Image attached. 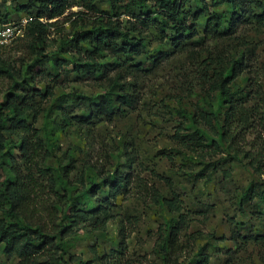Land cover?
Here are the masks:
<instances>
[{"label": "rangeland", "instance_id": "obj_1", "mask_svg": "<svg viewBox=\"0 0 264 264\" xmlns=\"http://www.w3.org/2000/svg\"><path fill=\"white\" fill-rule=\"evenodd\" d=\"M23 1L0 0V12L9 14L8 25L14 28L11 41L0 46V56L17 69L22 59L28 58V47L34 43L27 31L30 15L17 10ZM261 3L264 0L255 1L256 12H261ZM190 5L194 10L199 3L192 0ZM97 6L99 12H92L81 3L74 4L61 16L48 20L54 24L48 27L46 53L50 57H71L75 50H67L68 45L62 44V40L73 37L75 29L80 30L85 22L99 16L117 18L110 0H98ZM120 20L128 24L127 15L123 14ZM202 22L198 26L200 36L181 50L167 45L157 29L150 26L147 48L151 52L165 49L169 54L157 64L148 62V56L138 57L139 69L122 72L121 84L128 94V101L121 104L125 111L111 121L101 116L89 124V130L80 125L58 130L48 123L45 111L63 93L102 94L108 89L109 80L80 78L74 72L53 78L43 73L47 63L36 72L38 81L34 86H53L54 96L36 99L44 111H40L33 124L42 137L35 153L24 160L15 149L17 168L24 176L30 174L34 178L28 220L41 223L45 231L54 233L70 223L66 215L69 205L82 190H88L93 198L95 194H105V182L104 192L93 188L92 183L99 184L116 169L129 173L131 179L130 186L117 199H112V215L100 223L81 224L59 233L57 241L64 244V250L62 247L42 250L37 256L44 260L42 264H49L54 257H57L54 264H78L80 260L86 264H190L203 245L212 264H264V241L251 240L246 244L239 240L238 245L234 231L236 227L240 231L249 227L264 233V201L257 200L255 207H246V212H241L237 203L251 182L264 188V165L263 173L257 171V160L261 167L264 164V21H250L223 38L206 36ZM212 54L242 60V68L232 83L242 113L236 117L232 138L214 155L218 169L208 180L192 172L202 164L186 161L178 153L186 150L191 154L181 149L176 132L183 123L181 110L191 116L198 115L211 99L203 76L211 73L209 63L204 60ZM99 60L109 64L115 58L109 55ZM116 74L114 70L110 76ZM14 81L0 74L1 102ZM86 108L76 105L72 115H86ZM52 114L57 117L60 111L54 109ZM236 149L240 150L239 155L233 157ZM125 158L127 165L121 163ZM224 158H228L233 171L229 184L219 168L224 165ZM61 172L60 181L57 175ZM164 178L171 179V184ZM56 179L60 187L55 184ZM174 192L178 194V203L169 206L162 202L163 197L172 198ZM181 213L185 220L178 223L180 232L167 247L171 225ZM120 244L124 248L122 253L114 254L112 250ZM3 248H0V264H27L18 254L4 253Z\"/></svg>", "mask_w": 264, "mask_h": 264}, {"label": "trees", "instance_id": "obj_2", "mask_svg": "<svg viewBox=\"0 0 264 264\" xmlns=\"http://www.w3.org/2000/svg\"><path fill=\"white\" fill-rule=\"evenodd\" d=\"M97 1L20 2L17 10L30 15L27 31L34 38V43L28 47L29 56L22 59L18 69L8 62L9 60L0 56V74L15 79L11 91H7L3 101H0V248L4 247L1 249L4 253L18 254L27 264H42L44 260L41 261L37 257L42 250L53 251L54 248L61 247L64 250V244L57 241L59 233L69 232L81 224L85 226L87 223H100L112 215L110 212L114 205L112 199H117L118 194L130 186L131 181L129 173L116 169L99 184L92 183L93 188L95 186L104 192L105 182L106 193L95 194L93 198L89 196L88 190H82L69 205L66 215L70 217V223L54 233L45 231L41 223L33 224L28 220L26 215L33 200L34 178L30 174L24 176L17 168L15 149L20 157L27 160L32 152L35 153L34 149L37 150V143L42 141L40 131L33 125L40 111H44L43 108L40 110V106L37 105L39 101L36 99L40 97L43 100L54 96L53 86L48 85L44 88L34 86L38 81L36 72L44 63L47 65L45 64L43 73L53 78L63 77L66 72L67 74L74 72L80 78L106 77L109 80V87L102 94L87 96L77 92L63 93L55 98L52 107L45 111L48 123L52 127H58V130L72 125L84 126L83 128L89 130L92 122L98 121L101 116H106L111 121L125 111L121 104L128 101V94L121 84L122 72L139 69L141 64L137 62L138 57L148 56L146 59L148 62L157 64L162 57L169 54L165 49L151 52L147 48L150 26L157 29L167 45L175 50H181L200 36L198 26L201 21L205 27V35L212 38L230 36L240 26L250 21H264V4H260L261 12H256L254 6L256 0H195L199 6L194 10L190 5L192 0H110L113 3L114 16L117 18L99 16L91 22H85L80 30H74L73 37L65 38L61 42L68 45L67 50H75L71 57H50L46 53L48 47L46 38L48 27L54 22L48 20L61 16L67 8L80 3L92 12H99ZM123 14L128 16V24L120 20ZM8 15L0 12V22L7 23ZM77 25H80V22ZM109 55L115 58L114 62L105 64L99 60ZM204 62L209 63L208 69L211 68V73L203 76L211 99L198 115L191 116L181 110L183 123L177 129L176 136L180 139L181 149L191 152V154L186 150L178 152L182 154L183 159L202 164L199 170L192 169V172L210 180L218 169L214 155L222 151L225 141L232 138L230 135L235 131L238 121L236 117L242 113L240 110L242 104L238 101L240 99L238 94L232 89V83L238 77L243 62L235 56L230 55L227 58L224 54L209 55ZM114 70L117 74L111 77L110 73ZM76 105H86L87 114L79 117L72 115L73 107ZM54 109L59 110L61 115L54 117L52 114ZM239 151L234 150L233 157H238ZM69 157L72 161V153ZM224 159V165L219 168L222 169L223 176L229 184L233 171L228 158ZM127 162L128 158L121 161L123 165H127ZM257 163V171L263 173L264 164L261 167L259 160ZM57 177L60 181L63 180V172ZM59 179L55 180V184L60 187ZM164 179L171 184V179ZM176 199L178 194L174 192L172 198L163 197L162 202L171 206L172 202L178 203ZM257 200L264 201V188L251 182L238 197L239 210L246 212V207H255ZM178 210L180 213V207ZM179 217L171 225L168 240L165 242L167 247L171 246L180 232L178 223L185 220L183 213L179 214ZM234 231L238 245L241 244L239 240L246 244L251 240L264 241V233L257 229L246 227L240 231L236 227ZM123 249V245L120 244L112 252L120 254ZM56 258L48 263L54 264ZM78 264L86 262L80 260ZM190 264H212L205 245L199 248L197 256Z\"/></svg>", "mask_w": 264, "mask_h": 264}, {"label": "built area", "instance_id": "obj_3", "mask_svg": "<svg viewBox=\"0 0 264 264\" xmlns=\"http://www.w3.org/2000/svg\"><path fill=\"white\" fill-rule=\"evenodd\" d=\"M14 28L7 23L0 26V46L8 44L14 37ZM20 31V30H19Z\"/></svg>", "mask_w": 264, "mask_h": 264}]
</instances>
